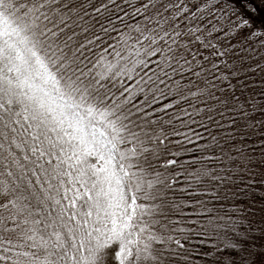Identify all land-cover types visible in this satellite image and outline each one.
Masks as SVG:
<instances>
[{
	"label": "snow or ice",
	"instance_id": "1",
	"mask_svg": "<svg viewBox=\"0 0 264 264\" xmlns=\"http://www.w3.org/2000/svg\"><path fill=\"white\" fill-rule=\"evenodd\" d=\"M0 264H264V0H0Z\"/></svg>",
	"mask_w": 264,
	"mask_h": 264
}]
</instances>
